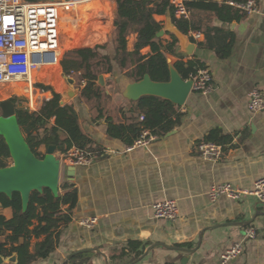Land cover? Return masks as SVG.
I'll return each mask as SVG.
<instances>
[{"label":"crops","instance_id":"obj_1","mask_svg":"<svg viewBox=\"0 0 264 264\" xmlns=\"http://www.w3.org/2000/svg\"><path fill=\"white\" fill-rule=\"evenodd\" d=\"M91 1L99 6L87 11L91 16L88 20L79 19V13L73 16L70 11H59L71 18L70 22H60L58 14L59 28L68 25L67 31H60L61 53L68 37L78 32L80 24L105 20L113 23L115 38L87 48L106 46L103 52L113 56V45L119 40L115 1L76 0L73 6L87 5ZM253 1L259 8L258 14H244L240 21L221 22L216 18L211 21L212 26L234 36L230 55L224 59L199 46L204 41L200 32H196L201 35L197 42L192 40L190 33L184 35L195 44L192 53L185 54L175 38L170 13L152 16L151 23L159 25L163 32L155 41L160 39L163 45L173 39L177 41L176 52L167 56L171 64H202L210 72L213 88L206 95L190 92L184 105L177 106L181 113L179 123L164 136L151 133L156 138L145 146L128 150L124 142L109 137L105 117L93 121L90 107L80 99L76 84L71 86L78 94L66 104L74 106L82 132L94 142L95 150V146L100 147L101 154L93 151L99 157L92 163L73 166L72 177L59 171L61 183L67 180L76 189L77 204L71 211L62 207V213L69 214L71 219L59 229L55 250L32 264H62L69 255L86 250H98L105 258L96 251H87L75 255L68 264H182V259H187L185 264H220L221 254L233 242L241 240L247 227L254 229L255 238L245 241L242 254L229 264H264V206L251 198L234 202L220 197L211 202L208 197L214 184L230 183L250 189L264 176V110L252 113L247 108L250 91L258 90L264 96V0ZM114 27L111 25L110 31ZM86 34L99 36L101 33L93 30ZM133 39H129L130 46ZM72 52H64L65 58L72 59L69 56ZM140 54L144 58L153 55L150 46L143 48ZM42 68L32 73L31 86L25 82L0 86L5 89L3 101L12 96H26L29 111L36 112L42 101L52 96L51 91H43L36 87L37 84L61 93L67 85L66 78L70 77L63 76L65 86L56 91L38 80L37 73ZM57 68L63 75L60 62ZM102 77L104 84L107 83L105 92L111 98V105L116 107V121L139 125L141 116L125 93L132 82L115 64L112 74ZM72 78L77 80L75 76ZM53 125V119L43 121L41 128L33 132V140L40 141L37 151L43 155L52 146L50 130ZM208 137L211 139L206 141ZM207 142L224 146L220 160L210 162L199 157L198 146ZM58 155L57 151V158ZM165 200H173L177 205L175 221L152 216V204ZM0 216L10 219L12 210L0 207ZM93 217L97 222L92 228L80 225V220ZM53 218L47 216L45 221L48 223ZM37 225V221H33L30 229ZM8 235V232H0V242ZM45 236L30 234L20 238L15 246L27 245L33 253L35 245ZM181 250L193 251L184 253ZM13 256L16 258V254L0 258L2 263L9 264L14 263L9 262Z\"/></svg>","mask_w":264,"mask_h":264},{"label":"trees","instance_id":"obj_2","mask_svg":"<svg viewBox=\"0 0 264 264\" xmlns=\"http://www.w3.org/2000/svg\"><path fill=\"white\" fill-rule=\"evenodd\" d=\"M26 1L34 2L33 0ZM114 1L116 4L115 26L119 40L113 45V56L103 52L107 49L106 46L87 48L109 42L116 36L113 23L97 20L80 24L78 32L68 37L63 49L64 52L74 51L69 55L73 58H64L60 61V66L66 77H76L75 84H79L81 80L85 81L84 87L79 89V96L90 107L92 120L98 121L105 117L107 135L130 146L140 136L143 129L148 130L150 134L164 136L179 123L181 113L177 111V106L168 100L155 96H143L136 101H131L135 112L143 117L139 125L117 122L116 107L111 105V98L106 94L105 86L98 84V77L103 74L111 75L113 64H115L124 77L131 82L142 80L144 75H148L153 82L169 81V66L166 58L176 52L177 41L173 39L165 45L159 41L160 39H158L159 42L155 41L156 34L161 30V27L151 23L153 15H166L169 12L172 23L181 33L187 35L190 32H200L204 36V41L199 43V46L214 51L219 58L224 59L230 55L234 36L222 28L212 26L211 21L213 18L221 22L240 21L244 14L227 4V1L184 0L186 8L190 11V18L182 20L174 17L169 0ZM228 1L239 2V0ZM98 6V3L91 1L87 5L72 6L70 13L73 16L75 13H79V19L88 20L91 16L87 14V11L98 9ZM59 15L60 22L71 21V18L63 16L61 13ZM111 25L114 27L113 31H110ZM59 30L67 31L68 25H61ZM93 30H98L101 34L99 36L86 34ZM131 37L134 39L130 46L129 39ZM227 39H229L228 42H226ZM147 46L151 47L153 55L144 58L140 51ZM172 66L184 80H187L189 75L198 69L204 68L202 64L196 65L193 62L187 64L174 62ZM38 80L49 84L58 91L51 80L43 77H39ZM36 87L52 93L51 98L42 101L36 112H30L27 109L24 98L14 96L10 98L15 106L18 127L34 156L39 160L44 157L37 151L40 141L33 140V132H37L41 128L43 121L47 122L52 119L54 125L50 130L53 135L51 145L59 147L58 152L65 153L71 148H76L86 152L97 151L101 154L100 147L95 146V150L94 142L82 132L74 106L61 104L60 93L52 91L51 87L42 84H37ZM210 139L211 137H208L206 141ZM214 144L221 146L224 150L223 145ZM11 164L9 147L0 134V169L8 168ZM72 187V184L65 180L59 185L56 195L49 188H42L41 191L33 190L25 205L22 203L19 192H12L9 196L0 194V207L12 210L10 219L6 220L0 216V232L9 233L4 241L0 242V257L8 258L12 254H16V261L9 264H32L39 259L48 257L57 245L59 229L69 223L71 219L69 214L62 213V207L66 206V211H71L77 204V191ZM47 216H54V218L47 223L45 221ZM33 221H37L38 225L30 229ZM30 234H34L36 237L46 234L45 238L35 245L33 253L30 252L27 245L15 246L20 238L28 237Z\"/></svg>","mask_w":264,"mask_h":264},{"label":"built area","instance_id":"obj_3","mask_svg":"<svg viewBox=\"0 0 264 264\" xmlns=\"http://www.w3.org/2000/svg\"><path fill=\"white\" fill-rule=\"evenodd\" d=\"M74 1L46 2L25 0H0V86L25 82L32 85V73L45 66L56 65L60 57L59 11H70ZM172 13L176 19L189 20L190 11L184 0H169ZM227 4L237 8L246 15L258 14L259 8L253 0L245 2L227 1ZM191 38L197 42L201 35L190 32ZM74 77V76H73ZM72 78V77H70ZM192 82L191 92L208 94L212 91V78L207 69H198L189 75ZM85 81L76 83L77 90L84 87ZM247 108L255 113L264 110V96L258 90L248 94ZM143 117H140V121ZM156 137L148 130H142L140 136L130 145L128 150L141 147L152 142ZM197 154L205 161L216 162L224 154L223 148L214 143H204L198 146ZM97 153L71 148L60 153L58 159L60 169L65 167L88 165L98 158ZM208 197L211 202L220 197L238 202L251 198L257 204L264 206V176L257 179L252 188L235 187L230 183H218L211 186ZM152 216L155 219L175 221L177 205L173 200H165L152 204ZM96 218L80 220V225L92 228ZM255 238L253 228L243 230L241 240L233 242L220 256V264H229L242 254L243 244Z\"/></svg>","mask_w":264,"mask_h":264},{"label":"water","instance_id":"obj_4","mask_svg":"<svg viewBox=\"0 0 264 264\" xmlns=\"http://www.w3.org/2000/svg\"><path fill=\"white\" fill-rule=\"evenodd\" d=\"M46 2H61L63 0H34ZM215 2H224L226 0H212ZM174 26V24H172ZM175 27V26H174ZM162 31L156 34V38L162 35ZM176 40L179 41L181 50L190 55L195 47V44L186 38L176 27L174 28ZM169 66V81L158 83L153 82L148 75H144L142 80L132 82L126 88V97L130 101H136L143 96H155L168 100L172 104L181 107L184 105L187 96L191 92L192 82L184 80L177 73L171 64V60L166 58ZM65 77V75L63 74ZM74 78H66L67 85L60 93L61 104H66L74 96L78 94L76 89L71 88L75 85ZM98 84L104 86L102 75L98 77ZM0 134L4 137L10 151L13 165L8 168L0 169V194L10 195L12 192H19L21 194L22 203L25 205L31 191H41L42 188H49L53 194L58 193L59 187V171L65 173L68 177H72L73 167H65L60 169V162L56 156L59 147L49 146L46 150L42 160L37 159L31 152L23 135L18 127L15 117V106L10 100L0 102ZM202 236H200L199 244ZM198 244V245H199ZM86 250L78 253H73L67 257L62 263L66 264L75 255L84 253ZM184 253H191L193 250H181ZM102 255V254H101ZM104 258L105 256L102 255ZM16 258L13 256L9 262H15ZM187 259H182V264H185ZM2 259L0 258V264Z\"/></svg>","mask_w":264,"mask_h":264},{"label":"rangeland","instance_id":"obj_5","mask_svg":"<svg viewBox=\"0 0 264 264\" xmlns=\"http://www.w3.org/2000/svg\"><path fill=\"white\" fill-rule=\"evenodd\" d=\"M62 43H63V41H62ZM92 49V48H91ZM65 56H66V53H61L60 52V61L62 60V59H64L65 58ZM59 61V62H60ZM57 74H60L59 73V70H57L55 73H52V72H49L48 71V67H46L44 70H40L38 73H37V76L38 77H43V78H46V79H49L50 80V77L52 76V75H57ZM62 77H63V75H62ZM66 77V76H65ZM63 86H65V81L63 82ZM62 86V87H63ZM77 89V88H76ZM4 88H0V102L1 101H3L5 98H4ZM18 94H20V93H18ZM22 98H24L25 100H28L27 99V97L26 96H23ZM26 103H27V101H26ZM26 106V105H25ZM27 107V109L29 110V107L28 106H26ZM0 121H1V116H0ZM23 138H24V136H23ZM11 165H13V162H12V164ZM59 184H61V179L59 180Z\"/></svg>","mask_w":264,"mask_h":264},{"label":"bare ground","instance_id":"obj_6","mask_svg":"<svg viewBox=\"0 0 264 264\" xmlns=\"http://www.w3.org/2000/svg\"><path fill=\"white\" fill-rule=\"evenodd\" d=\"M48 67V66H46ZM46 67H43L41 70H44ZM57 68V64L56 65H51L49 66V71H56ZM62 75L61 74H57V75H52L50 77V80L54 83L55 87L57 88V90L59 91L60 88L63 86V80H62Z\"/></svg>","mask_w":264,"mask_h":264},{"label":"flooded vegetation","instance_id":"obj_7","mask_svg":"<svg viewBox=\"0 0 264 264\" xmlns=\"http://www.w3.org/2000/svg\"><path fill=\"white\" fill-rule=\"evenodd\" d=\"M11 98V97H10ZM10 98L9 99H7V100H10ZM2 102V101H1Z\"/></svg>","mask_w":264,"mask_h":264}]
</instances>
